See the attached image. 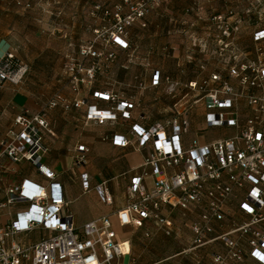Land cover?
Here are the masks:
<instances>
[{
    "label": "built area",
    "instance_id": "1",
    "mask_svg": "<svg viewBox=\"0 0 264 264\" xmlns=\"http://www.w3.org/2000/svg\"><path fill=\"white\" fill-rule=\"evenodd\" d=\"M202 1H192L183 11L193 15L188 35L191 52H197L194 77L161 76L154 70L150 80L153 87L164 85V94L173 100L171 114L149 126L133 123L126 134L101 137L143 154L129 178L126 203L115 215L120 226L138 227L148 220L170 236L174 228L166 208L188 212L198 206L201 216L189 227L194 246H202L210 242L215 224L223 222L230 205L238 201L250 221L214 238L223 242L226 252L215 254L213 260L216 264L244 261L240 239L231 237L238 233L247 240L251 256L264 264V231L258 227L264 219V0H225L226 6L218 12L203 7ZM159 2L141 0L126 14L120 5L111 14L104 11L113 20L110 44L127 49L129 28ZM94 32L100 37L99 29ZM245 32H249L251 46L244 44ZM79 52L82 58H69L63 68L75 94L81 85L92 84L96 72L114 59L112 53L105 55L92 43L81 45ZM193 55L187 58L192 61ZM13 58L11 51L2 54L0 83L23 80L28 68L19 62L13 69ZM101 59L103 66L97 62ZM92 97L105 106L83 97L67 99L56 92L37 114L16 115L13 126L0 138V160H27L48 181L24 179L6 188L0 209L9 207L13 212L0 222V264H123V257L130 253L129 242L117 239L108 216L81 226L74 223L54 171L43 163L48 151L43 141L47 110L86 107L85 121L104 125L131 120L140 108L136 100L112 88L95 90ZM88 150L84 143L76 147L75 164L86 161ZM81 178L87 191L86 174ZM94 189L105 204L113 202L106 180ZM35 228L48 234L30 244L17 239Z\"/></svg>",
    "mask_w": 264,
    "mask_h": 264
},
{
    "label": "crops",
    "instance_id": "2",
    "mask_svg": "<svg viewBox=\"0 0 264 264\" xmlns=\"http://www.w3.org/2000/svg\"><path fill=\"white\" fill-rule=\"evenodd\" d=\"M192 1L194 0H191V2ZM223 1L226 3L225 0ZM164 2L167 3V0H161V3L164 4ZM131 4H133V0H130V4L120 2L117 5L121 6L122 14H126L129 11L128 7ZM98 7H100V5H98ZM166 7H164L166 11L165 16H167L169 23L172 22L171 17L176 15L177 18H179L181 14L183 15V11L185 9L183 6L178 7L177 9L171 8L170 10ZM100 8L101 9L98 8V10H100L101 14H103V10L106 7ZM222 8L223 7L221 6L220 9ZM210 9L217 12L221 11L216 8ZM149 13L152 14L153 10L147 14ZM188 27L189 26L185 25L181 28V30L183 31L185 30L184 28L187 29ZM129 30L130 33L127 41L130 43V48H132L133 25L129 28ZM170 32L171 31L168 29L167 34H170ZM9 33L10 30L8 29H0V59L5 51H11L20 63L27 66L28 70L25 73L23 80L17 84L9 81L0 83V138L4 136L10 127L13 126V120L16 115L23 113L24 111H27L28 115L37 114L48 98L56 92H61L67 99L83 97L89 103L96 102L98 103V106L104 107L105 102H97L92 97V94L95 90L112 88L121 92L125 97L136 100L139 103L140 108L136 110L135 115L131 120H120L115 124L107 123L104 125H98L94 122H86L84 119L86 107L65 110L62 106H57L46 111L48 129L43 133V141L48 147V151L43 157V163L49 169L54 171L56 181L60 183L64 198L67 202V210L73 215L74 223L77 226H81L86 221L103 215L108 216L117 233V239L120 241L127 240L130 245V253L123 257L122 263L124 258L128 257V264H173L170 260L175 256H180V258H178V263L180 264H216L213 260L214 255L225 253L226 247L223 242L218 239L215 240L214 238L222 232L232 230L236 225L244 224L250 221V216L241 211L238 201H235L232 205H230L229 213L225 220L221 223L215 224V231L211 235L210 242L202 246H194L192 243L193 234L189 227L192 222L200 218L202 212L201 208L198 206H192L191 211L188 212L180 209L170 211L166 208L167 214L173 223V233L178 232L181 229H186L190 233V245L188 248L179 250L172 255L158 258L154 257L158 254L155 246L142 242L137 237H134V235L133 238H131V234L126 231L127 228H133V230H143L142 235L144 237L152 238L153 236L151 232L147 230L152 227L156 228L154 224L147 220L143 221L142 226L138 227L134 225L120 226L115 215L116 211L124 207L126 203V187L128 185L129 178L132 175L133 169L141 164L143 154L133 150L131 147L123 148L114 146L109 141H102L101 137L105 134H126L133 123L149 126L154 122L162 121L165 118L163 115L164 117L161 120H153L148 115V107H154L155 104V108H159L162 111L166 110V106L159 101V95L166 96L164 94V85L162 83L157 87L150 85L152 73L155 69L149 73L148 77H145L147 81L144 83L137 81L143 79V77L138 74H133V70L126 71L120 68L115 73H111L108 70H100L99 72H96L92 84L81 85L79 93L75 94L70 88L68 81L69 78L64 74L63 68L65 62L69 58L76 60L82 58L79 52L81 44L76 47L72 45V48H67L70 46L60 48L55 42H45L44 46H42L40 50V54L42 55H39L37 53L38 47L35 43H27L24 39V35V37H19L18 40L15 41L11 38ZM243 40L245 45L251 46V37L249 32H245ZM169 43L170 42L168 41V44ZM95 48L100 49L96 46ZM32 51H34L33 54L28 55V52ZM196 53L192 56V61H190L187 58L188 56L185 55L182 57L176 56L175 64L177 66V70L183 72L181 69H185L187 66L190 67V64L191 67H193L192 63L195 64ZM172 73H174V70ZM106 74L114 76V82L118 85H124L125 87L118 89L115 88L113 84L106 82V80H110ZM184 75L185 74L180 75L175 73L173 77L184 79L189 74L187 76ZM190 76L191 78L194 77L193 71ZM140 83L143 87H140ZM143 92L156 95L151 99L157 100V102L150 104L146 103L145 98L141 96L143 95ZM205 138L206 137H203V139ZM83 143L87 144L89 150L86 154V161L81 165H77L74 162L76 147ZM97 155L99 160H93L95 156L97 157ZM120 157L128 158L129 163H127L126 167L118 164L117 159ZM1 160L7 162L6 169L11 171V174H6L5 177H3L5 178L3 186H1L4 190L3 200L5 198L6 188L10 185L18 184L24 179L36 181L41 184H47L48 182L44 176L38 172L36 167L27 160H21L17 163H11L5 157ZM0 167L2 168L3 165ZM82 174H86L89 182L90 188L87 191H85L82 187ZM96 174L101 175L99 180H96ZM102 180L107 181V186L112 194L113 202L111 204H105L102 200H100L94 189V186ZM238 192L242 194V191L238 190ZM84 195H90L88 201H81V198ZM120 196H122V199ZM105 207L108 209L106 210ZM3 209L5 211V215L3 214L1 216L0 214L1 223L5 222L13 212V208L6 207ZM176 218L180 219V225L177 223ZM258 227L264 231V219L258 224ZM145 232H148L149 235L146 236ZM47 234V231L41 228H35L26 234L19 235L17 239L24 244H30L37 242ZM162 234L165 235L162 231H160L158 235ZM159 237L160 236H157L156 239ZM231 237L234 239H240L241 245L244 249V261L240 263L232 262L231 264H261L251 256V249L246 239L240 238L238 233L231 234ZM219 246H221V248ZM184 255H188V258H186L188 262H186L187 260L184 258ZM143 258H146V260L143 261Z\"/></svg>",
    "mask_w": 264,
    "mask_h": 264
},
{
    "label": "rangeland",
    "instance_id": "3",
    "mask_svg": "<svg viewBox=\"0 0 264 264\" xmlns=\"http://www.w3.org/2000/svg\"><path fill=\"white\" fill-rule=\"evenodd\" d=\"M120 2L130 4V0H0V29L10 30L9 35L15 41L19 37L25 36L24 39L27 43L36 44L39 55H42L40 50L45 42H55L60 48H65L66 46H70L67 48H72V45L76 47L79 44L87 45L92 43L94 47H99V50H102L105 55L109 53L114 55V59L106 61L105 68L101 70L106 69L111 73L117 72L120 68L126 71L133 70V74L143 77V79L137 80L142 83L147 81L145 77H148L149 73L154 69H159L163 72L174 70V73L185 74L184 76L191 74L193 67L187 66L181 72L177 70L175 62L176 56L193 55L191 52L193 48L189 44L190 38L188 34L190 30L189 28L181 30L183 26H188L193 20V15L183 13L179 18L174 15L171 17L172 22L169 23L167 16H165L166 11L164 8L166 6L169 10L182 6L186 8L191 5V0H167V3L164 2V4L160 0L158 6L151 9L153 10L152 14L149 13L133 23V47L130 48V43L128 42L129 47L127 49H120L110 44L111 41H109L108 35L112 32L113 20L112 16L104 14V11L110 14L114 12L115 6ZM138 2H141V0H133V4L128 7V10L132 6L134 8ZM98 5L106 7L103 10V14L98 10V8L101 9ZM202 6L221 10V6L224 8L226 5L223 0H205L202 1ZM142 23L146 25L142 26ZM95 28H99L100 37L96 36ZM168 29L171 31L170 34H167ZM129 33L130 30H128L127 39ZM168 41L170 42L169 44ZM33 52H28V55L33 54ZM124 53L127 54L125 55ZM97 62L103 66V59ZM106 75L110 78L106 82L113 84L115 88L122 89L125 87L115 83L114 76ZM141 96L145 98L148 104L157 102V100L151 99L156 95L143 92ZM159 97V101L166 106V110L162 111L159 108H155L156 104L154 107L149 106L148 115L153 120H161L164 116L166 118L172 112L173 100L163 95H159ZM93 160L98 161V155ZM117 162L126 167L129 160L127 157H120ZM2 165L3 167H0V202L3 201L4 196V190L1 187L5 179L3 177L6 174H11V171L6 169L7 162L0 160V166ZM100 176L97 175L96 180H99ZM89 198L90 195H84L81 201H88ZM120 198L122 199V196ZM105 208L106 210L108 209L107 207ZM0 214L1 216L5 215L4 209H0ZM176 221L180 225V219L176 218ZM126 231L131 234V238L134 235L142 242L155 246L158 253L154 256L156 258L172 255L179 250L188 248L190 245V233L186 229H181L171 236H165L163 234L158 235L160 231L154 227L148 228L147 231L151 232L152 238L144 237L142 235L143 230L127 228ZM157 236L160 237L156 239ZM219 247L221 248V246ZM178 258L180 256H175L170 262L180 264L178 263ZM184 258H188V255H184ZM145 260L146 258H143V261ZM128 261L129 258L125 257L123 263L128 264Z\"/></svg>",
    "mask_w": 264,
    "mask_h": 264
},
{
    "label": "trees",
    "instance_id": "4",
    "mask_svg": "<svg viewBox=\"0 0 264 264\" xmlns=\"http://www.w3.org/2000/svg\"><path fill=\"white\" fill-rule=\"evenodd\" d=\"M12 62H11V65H12V68L13 69H16L17 67H18V65H19V61L17 60V58H16V56L14 55V58L11 60ZM193 65V64H192ZM190 67H191V64H190ZM156 70H158L159 72H160V74H161V76H164V75H169V76H171V77H173L174 76V74L175 73H172V71H169V72H167V71H160L159 69H156ZM181 70H183V69H181ZM103 71H106V69H103ZM99 72V71H98ZM173 74V75H172ZM174 78V77H173ZM191 78V76H190V74L187 76V77H185L184 79H190ZM162 80V79H161Z\"/></svg>",
    "mask_w": 264,
    "mask_h": 264
}]
</instances>
